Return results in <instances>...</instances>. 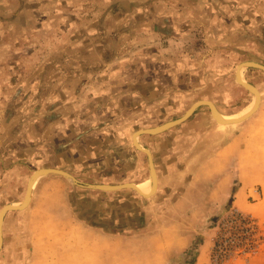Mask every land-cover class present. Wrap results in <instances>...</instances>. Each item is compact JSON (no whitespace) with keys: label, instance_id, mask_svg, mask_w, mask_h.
I'll list each match as a JSON object with an SVG mask.
<instances>
[{"label":"rangeland","instance_id":"1","mask_svg":"<svg viewBox=\"0 0 264 264\" xmlns=\"http://www.w3.org/2000/svg\"><path fill=\"white\" fill-rule=\"evenodd\" d=\"M244 62L264 65V0H0V211L22 202L43 168L84 185L40 178L28 206L5 216L0 264H122V245L129 248L124 264H198L208 229L207 264H264L261 185L245 196L256 212L234 205L235 183L225 184L224 205H211L220 181L203 175L202 152L217 146L206 136L242 123L224 127L206 105L169 130L139 137L152 153L159 191L85 187L150 179L149 158L132 141L139 130L176 121L203 100L224 115L248 108L255 96L236 81ZM242 75L264 91V71L244 68ZM87 150L94 162L73 168L72 154ZM104 156L107 166L99 162ZM46 180L60 190L40 193ZM187 189L183 203L163 214ZM154 200L162 230H201L182 254L96 238L95 227L116 233L128 221L143 222L137 206Z\"/></svg>","mask_w":264,"mask_h":264},{"label":"crops","instance_id":"2","mask_svg":"<svg viewBox=\"0 0 264 264\" xmlns=\"http://www.w3.org/2000/svg\"><path fill=\"white\" fill-rule=\"evenodd\" d=\"M261 99L258 109L252 114L250 118H248L245 122H243L239 128L236 130H231V132L227 135H218V136H206L207 141L211 144H217L216 147L209 146L206 148V152H202L204 158H206L203 164L204 170V178L206 179H215L220 181L216 186V201L212 202L213 207H220L225 204L226 189L225 184L228 182L230 185L236 184V189L234 193V205L238 206L241 209L251 210L252 212H256L257 208H253V205L247 204L245 201V196H247L248 192L256 185L260 184L264 191V91H261ZM236 114V113H235ZM212 115V114H211ZM213 117V116H212ZM214 119V118H213ZM215 120V119H214ZM215 122H217L215 120ZM88 120L85 122L87 129H90L93 125ZM218 123V122H217ZM239 124V123H238ZM238 124H230L238 125ZM222 125V124H221ZM227 125V126H230ZM225 127V125H222ZM230 126V127H231ZM86 129V130H87ZM107 129L101 130L102 132H106ZM118 139H122V134L116 136ZM133 141V139H132ZM140 143V142H139ZM141 145V144H140ZM142 146V145H141ZM75 153V152H73ZM95 152L87 150L86 152L80 153L76 156L73 155V168L86 167L90 166L94 159ZM192 159V158H191ZM106 159L105 156L100 158V165L107 166V164L111 163V159ZM116 160H112L113 165H115ZM99 162L97 163L99 165ZM192 164V162H191ZM188 168V167H187ZM158 174V173H157ZM159 179V175H158ZM158 180V184H159ZM143 182V181H142ZM136 182L135 184H137ZM157 184V189L159 191V186ZM61 186L56 180H46L41 183L38 191L40 193H44L47 191H55L60 190L58 187ZM123 192L124 190H120ZM162 193V192H161ZM189 190H185L184 194L181 195L177 201L170 204L168 206L167 211L163 214L170 212L169 210L178 208L180 203H183L184 198L189 196ZM174 193L172 192L171 195ZM160 198L162 196H159ZM227 199V198H226ZM160 199H158L159 202ZM157 200H154L152 204L149 205H138V211H136L139 215L144 219L143 222H137L136 219L132 220V223L126 222V225L121 227L120 231L112 232H104L102 229L95 227L96 238L102 237L103 239L113 240L119 239L120 241L126 242V244H130L131 242H146L144 251L155 249V252H159L165 255H169L173 252L181 253L189 249L193 243L195 242L198 235L201 234V230H196V232H178V233H170V231L162 230L163 227H160L165 217L161 216L160 218H156L154 216V210L157 209L159 204H155ZM162 201V200H161ZM122 205V201L120 202ZM216 213V212H215ZM126 216H129V211L125 213ZM144 215V216H143ZM58 217V216H57ZM186 221V220H185ZM159 229L156 230V228ZM123 230V231H122ZM99 233V234H98ZM214 230L208 229L205 233H203L204 243L200 245L198 252L200 261L198 264H207L209 262V251L212 243ZM68 236L65 234L64 237ZM168 238L167 242L157 246V244L153 245V242L156 240ZM107 241V240H106ZM108 247H106L107 249ZM110 251L112 250L111 247ZM129 248L127 246H121L120 254L122 264L124 261H127L129 255Z\"/></svg>","mask_w":264,"mask_h":264},{"label":"water","instance_id":"3","mask_svg":"<svg viewBox=\"0 0 264 264\" xmlns=\"http://www.w3.org/2000/svg\"><path fill=\"white\" fill-rule=\"evenodd\" d=\"M251 67L252 68H257V69H260V70L264 71V65H261V64L256 63V62H244V63L240 64L237 67L236 81L238 82V84L240 86H242L243 88L248 90L251 94L259 96L258 93H257L258 89L254 85H252V84H250L248 82L243 83L242 79L239 77L240 76V71L242 69L251 68ZM203 105H206V106H208L210 108V112H211L213 118L217 122H219V118H218L217 113H216L217 111L213 108L212 102L211 101H207V100H203V101H199L196 104H194L186 112V114L182 118H180V119H178L176 121L168 122L166 124H163L161 126H157V127H154V128L139 130L135 134H139V137L141 135H144V134H152V135L160 134V133H162V132H164L166 130H169V129H171V128L183 123L187 119H189L196 112V110L200 106H203ZM248 116L249 115L244 116L242 119H239V120L238 119L237 120H233V121H231V124L243 123L248 118H250ZM133 143L139 150L143 151L149 158L150 178H152V181H154L153 188H152V193H153V189H155V171H154L155 166H154V162H153V158H152V153L148 149H145V148L141 147L140 144H137L134 139H133ZM50 174H56V175L63 176L65 178L71 180L74 184L80 185V183L76 180V178L74 176H72L71 174H69L68 172L63 171V170L54 169V168H43V169L35 171L32 174V176L30 177V182L29 183H31L33 180H36L37 177L40 179V177L42 178V177L50 175ZM80 186H84V185H80ZM85 187L90 188V189H94V190H100V191H116V190H122V189L129 188V189H132V190H135L136 192H138L137 189L135 188V185L133 183H125V184H121V185H103V184L90 185V184H87V185H85ZM149 196H151V195H149ZM27 201H28V194H26L25 199L22 201V204L19 207H15L12 204H8V205H6V206H4L2 208V210L0 211V241L2 239L1 238V231H2V226H3L6 214L9 213V212H16V211L24 210L28 206V204L25 206Z\"/></svg>","mask_w":264,"mask_h":264},{"label":"bare ground","instance_id":"4","mask_svg":"<svg viewBox=\"0 0 264 264\" xmlns=\"http://www.w3.org/2000/svg\"><path fill=\"white\" fill-rule=\"evenodd\" d=\"M242 70L240 71L239 77L242 79L243 83H246V80L243 79ZM257 93L259 96L254 95L255 97H254L253 103L248 108H246L245 110H242L241 112H238L236 114L224 115L216 108V106L214 104H212L213 108L217 111L216 113H217V116L219 118V123L227 126V125H230L231 121H233V120L242 119L244 116H247V115H249L248 117H250L258 109L259 104H260L261 93L259 90L257 91ZM235 124H238V123H235ZM134 140L137 144H140L139 143V134L134 135ZM154 171H155V189H153V193H155V191L157 190V184H158V180H159L158 174H157V171L155 168H154ZM37 178H36V180H33L31 183H28L27 190H26V194H28V201L25 204V206L28 204L29 200L31 199V197L33 195L34 188L36 186L37 181L39 180V178L38 179ZM153 183H154V181H152V178H150L146 181H143V182H140V183H137L134 185H135V188L137 189L139 194L144 195V196H149L152 194ZM26 194L24 196V199L26 197ZM21 204H22V202L21 203H14L12 205L15 207H19ZM1 238H2V231H1ZM1 246H2V239L0 241V248H1Z\"/></svg>","mask_w":264,"mask_h":264},{"label":"built area","instance_id":"5","mask_svg":"<svg viewBox=\"0 0 264 264\" xmlns=\"http://www.w3.org/2000/svg\"><path fill=\"white\" fill-rule=\"evenodd\" d=\"M219 246H220V244H219ZM219 246H218V243H217V244H216V248H218ZM216 264H218V262H216Z\"/></svg>","mask_w":264,"mask_h":264}]
</instances>
